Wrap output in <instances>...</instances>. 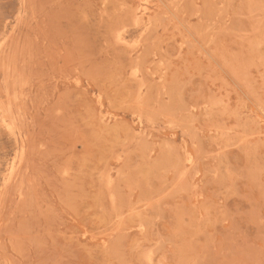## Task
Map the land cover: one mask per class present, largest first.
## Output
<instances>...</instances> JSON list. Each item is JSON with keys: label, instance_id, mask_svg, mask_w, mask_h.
Instances as JSON below:
<instances>
[{"label": "rangeland", "instance_id": "1", "mask_svg": "<svg viewBox=\"0 0 264 264\" xmlns=\"http://www.w3.org/2000/svg\"><path fill=\"white\" fill-rule=\"evenodd\" d=\"M0 264H264V0H0Z\"/></svg>", "mask_w": 264, "mask_h": 264}]
</instances>
